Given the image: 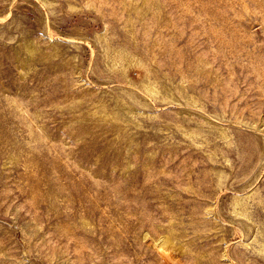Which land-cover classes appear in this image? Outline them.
Here are the masks:
<instances>
[{
	"label": "rangeland",
	"instance_id": "374dc122",
	"mask_svg": "<svg viewBox=\"0 0 264 264\" xmlns=\"http://www.w3.org/2000/svg\"><path fill=\"white\" fill-rule=\"evenodd\" d=\"M0 264H264V0H0Z\"/></svg>",
	"mask_w": 264,
	"mask_h": 264
}]
</instances>
